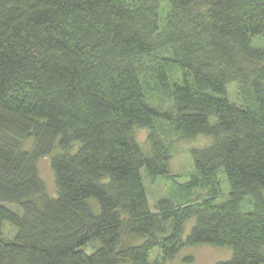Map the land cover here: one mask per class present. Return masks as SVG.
<instances>
[{
    "label": "trees",
    "instance_id": "obj_1",
    "mask_svg": "<svg viewBox=\"0 0 264 264\" xmlns=\"http://www.w3.org/2000/svg\"><path fill=\"white\" fill-rule=\"evenodd\" d=\"M166 1L162 21L159 0H0V264H165L197 245L231 250L214 264H264V48L252 46L264 0ZM165 49L180 83L163 66L147 80L145 63ZM231 83L248 84L255 106L232 104ZM155 85L170 111L154 103ZM159 118L184 140L210 139L189 149L192 183L222 171L225 202L214 191L199 205L151 207L143 176L155 181L170 162ZM44 156L55 197L38 174ZM124 234L140 242L122 244Z\"/></svg>",
    "mask_w": 264,
    "mask_h": 264
},
{
    "label": "rangeland",
    "instance_id": "obj_2",
    "mask_svg": "<svg viewBox=\"0 0 264 264\" xmlns=\"http://www.w3.org/2000/svg\"><path fill=\"white\" fill-rule=\"evenodd\" d=\"M168 3L166 0H159V16L163 21L168 12ZM253 47L264 48V38L258 37L252 41ZM151 59L145 63L147 80L152 82L154 76V69L163 66L164 72L169 79V82H182L187 76L184 71L173 65L169 59L171 54L169 50L157 51L152 54ZM151 92L155 98V104H159L167 111H170L171 102L160 92L159 88L155 85L152 86ZM226 95L229 101L242 107H254L255 95L248 84L242 85L238 83H231L226 88ZM155 131L157 136L164 143L167 153L170 156L169 171L166 175L158 177L155 181L148 180L144 177V184L147 192V197L151 207L163 198L170 199L177 206H195L203 203L206 199L212 196L216 191V197L213 203H223L228 198L229 184L222 171H218L215 177L205 182L197 179L198 184L194 185L192 180L200 178L196 171L192 158L189 154V149L193 146H204L210 141L209 138L199 136L194 140H184L176 132L172 124L164 119H156L154 122ZM149 130L138 128L135 130L136 140L145 149L149 150L150 145L148 141ZM33 140L27 139L23 143V148L29 150L32 147ZM37 170L39 177L44 183L46 193L50 197L56 196L54 176L50 168V156L41 157L37 161ZM93 209L97 210L94 201H91ZM8 207L15 208L8 204ZM252 208L250 200L242 203V210L248 211ZM194 223V218H188L183 225V238L189 233L190 228ZM167 232L170 231V222L166 223ZM13 228L5 223L3 228V235L11 239L13 236ZM122 244H138L140 239L123 235L121 238ZM93 244H89L86 248L88 253L91 252ZM231 250L226 247H214L209 245H197L184 247L179 253L170 261L165 264H214L218 261H224L231 257ZM161 252L155 248L149 253V261L154 262L160 260Z\"/></svg>",
    "mask_w": 264,
    "mask_h": 264
}]
</instances>
